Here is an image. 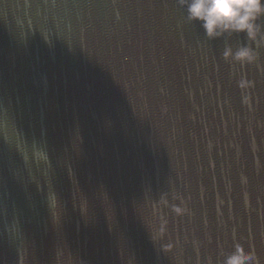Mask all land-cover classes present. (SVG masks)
Masks as SVG:
<instances>
[{
  "label": "water",
  "instance_id": "95a60500",
  "mask_svg": "<svg viewBox=\"0 0 264 264\" xmlns=\"http://www.w3.org/2000/svg\"><path fill=\"white\" fill-rule=\"evenodd\" d=\"M237 243L264 264V43L207 38L178 0H0V264Z\"/></svg>",
  "mask_w": 264,
  "mask_h": 264
},
{
  "label": "clouds",
  "instance_id": "9594fccd",
  "mask_svg": "<svg viewBox=\"0 0 264 264\" xmlns=\"http://www.w3.org/2000/svg\"><path fill=\"white\" fill-rule=\"evenodd\" d=\"M186 9L187 20L200 22L207 38L213 39L225 33L243 32L253 42L264 43V25L258 21L264 16V0H178ZM259 56L251 45L225 48L223 57L241 63H254ZM177 214L184 209L174 207ZM224 264H260L253 250L246 251L237 243Z\"/></svg>",
  "mask_w": 264,
  "mask_h": 264
}]
</instances>
